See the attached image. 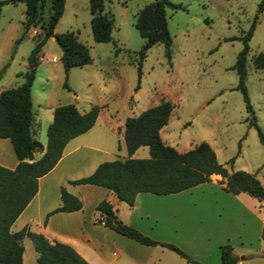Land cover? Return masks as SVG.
<instances>
[{
  "label": "rangeland",
  "instance_id": "obj_1",
  "mask_svg": "<svg viewBox=\"0 0 264 264\" xmlns=\"http://www.w3.org/2000/svg\"><path fill=\"white\" fill-rule=\"evenodd\" d=\"M152 1L104 0L103 12L108 11L113 18L111 40L95 42L90 33L88 0H64L53 31H72L86 46L91 60L82 66L70 67L65 76L59 60L61 51L54 39L47 37L38 53L42 59L37 62L30 85L34 117L38 112L43 114L50 105L77 102L79 106L96 104L104 113H116L123 119L166 99L174 106L167 124L159 131L163 142L184 151L205 141L218 163L228 170L254 173L264 186L263 147L255 128L248 124L241 93L235 88L237 74L231 68L260 0H168L182 6L165 8L170 59L167 61L164 56L161 43L151 45L141 62L136 87L135 54L144 38L133 24L138 11ZM46 9L47 3L41 8L44 18ZM23 16L21 2L0 6V87L21 83L19 74L30 68L27 56L42 36L38 26L22 34ZM247 46L244 86L256 124L264 134V69H255L251 64V57L264 51V7ZM37 121L36 135L44 144L48 123L46 118ZM114 143L112 159L127 157L122 137L114 139ZM148 156L147 146H139L130 155ZM230 158H233L231 162ZM210 196L213 195L208 185H202L185 191L183 200L207 202L210 216L218 219L223 213L222 219L225 210L209 200ZM200 243L205 247V241ZM237 247L235 252L240 250ZM250 247H257V242ZM210 249L203 251L209 263L211 254L217 253L214 246ZM35 254L30 240L26 239L23 264H34ZM174 256L181 259L176 253Z\"/></svg>",
  "mask_w": 264,
  "mask_h": 264
},
{
  "label": "trees",
  "instance_id": "obj_2",
  "mask_svg": "<svg viewBox=\"0 0 264 264\" xmlns=\"http://www.w3.org/2000/svg\"><path fill=\"white\" fill-rule=\"evenodd\" d=\"M104 0H88L90 14V33L95 42L111 40L112 15L103 12ZM24 4V16L21 22L22 34L38 26L42 36L32 47L27 62L30 68L19 74L20 84L0 91V137L9 139L17 159L13 168L0 166V264H22L23 246L21 239L30 240L36 252L34 264H88L70 245L53 240L49 242L40 233L22 227L15 232L9 226L28 203L37 189V178L49 171L61 156L63 146L72 137L89 129L97 116L99 106L93 104L80 113L73 103L56 105L52 109V119L45 129V145L30 134L31 99L30 85L34 69L38 62V53L47 37H52L60 49L59 60L64 75L73 66L89 63L91 58L86 46L80 43L72 31L54 32L53 28L63 11L64 0H0L5 3ZM47 3V16L42 17L41 8ZM264 0L257 5V14L242 37V48L238 51L231 66L237 74L235 88L240 91L248 124L256 130L259 143L263 147L264 134L256 124V119L249 103L244 80L246 77L245 61L248 53L247 41L257 22L258 14L263 10ZM165 8H182L180 4L168 0H153L144 6L136 15L134 27L144 38V43L136 52L135 68L137 83L140 77L141 62L146 50L155 43L163 45L167 61L170 59V36L166 27ZM255 69H264V51L251 57ZM63 86H66L63 82ZM173 104L166 100L149 106L134 116H127L123 121L122 140L128 155L139 146H147L149 156L146 158H115L98 163L86 176L68 180L71 184H94L113 190L128 205L133 203L138 192L169 194L181 191L209 180L210 174H219L224 178V191L237 194L246 192L259 201H264V186L253 173L243 170H228L218 163L214 151L205 141H199L187 150L177 151L164 143L159 130L169 118ZM42 151L37 159L33 153ZM233 158L229 159V162ZM61 204L55 211H73L81 207V201L60 187ZM95 209L99 213L96 220L103 226L146 245H160L184 258L190 264H200L191 259L173 243L157 241L123 223L115 215L110 203L100 200ZM50 213V212H49ZM264 239V226L260 231ZM219 264H234L238 258L228 243L219 245Z\"/></svg>",
  "mask_w": 264,
  "mask_h": 264
},
{
  "label": "crops",
  "instance_id": "obj_3",
  "mask_svg": "<svg viewBox=\"0 0 264 264\" xmlns=\"http://www.w3.org/2000/svg\"><path fill=\"white\" fill-rule=\"evenodd\" d=\"M14 86H2L0 91ZM73 104L80 113L93 105L79 106L77 102ZM53 107L54 105H50L43 114L38 112L36 118L31 111L30 134L42 147L45 142L43 144L36 135L37 120L46 118L49 123ZM124 118L118 117L116 113H104L99 107L93 125L70 138L54 166L37 178L34 195L10 224L9 231L15 232L26 227L31 232L40 233L49 242L57 240L66 243L88 264H190L182 257L177 259L175 252L163 246L138 243L98 223L96 220L99 213L95 205L100 200H106L123 223L151 239L173 243L201 264H219L218 247L223 243H228L237 256L238 260L234 264L253 261L252 264H264V239L260 237L264 226V201H259L246 192L233 194L224 191V178L219 174H210L208 181L174 193L138 192L131 205L121 200L113 190L103 186L67 182L88 175L98 163L114 158V139L122 137ZM41 153L42 151L34 152L33 159H37ZM16 162L9 139L0 137V166L13 168ZM202 185H208L213 195L209 200L218 203L225 210V217L222 219L223 213L218 215V219L210 216L207 202L183 200L185 191ZM61 186L81 201L79 209L51 212L61 204ZM26 239L28 238L21 239L22 264ZM202 240L207 244L205 247L200 243ZM254 241L257 242V247L252 248L250 246ZM236 245L240 250L235 252ZM213 246L217 253L211 254L209 263L203 251L206 248L211 250Z\"/></svg>",
  "mask_w": 264,
  "mask_h": 264
}]
</instances>
